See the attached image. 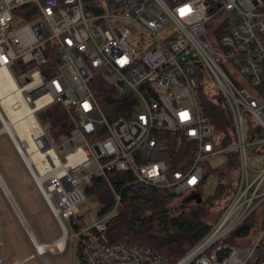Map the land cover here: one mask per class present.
Instances as JSON below:
<instances>
[{
    "label": "built area",
    "instance_id": "2783aa9c",
    "mask_svg": "<svg viewBox=\"0 0 264 264\" xmlns=\"http://www.w3.org/2000/svg\"><path fill=\"white\" fill-rule=\"evenodd\" d=\"M25 4L35 7V19L16 12ZM54 52L59 64L46 76L41 65ZM1 68L19 87L32 131L29 141L10 132L4 120L13 123L0 103V134L12 142L60 228L56 239L65 237L74 259L80 244L85 264H264V163L247 165L248 147L264 153V0H0ZM201 71L225 100L229 145L220 144L203 118ZM97 76L123 98L124 115L109 117L101 109L91 89ZM54 102L71 123L69 134L56 138L38 117ZM162 131L181 135L185 144L186 157L174 160L178 168L170 167ZM231 151L238 158L235 188L208 233L177 261L152 246L108 239L106 222L120 202L109 172H125L126 185L143 197L155 188L183 197L201 190L204 164ZM32 154L41 157L43 171ZM93 176L104 178L114 203L86 224L75 217ZM258 210L259 228L251 233ZM247 219L249 232L235 235ZM232 233L237 245L223 241ZM34 239L29 236L31 257L40 256ZM2 250L0 240V264Z\"/></svg>",
    "mask_w": 264,
    "mask_h": 264
},
{
    "label": "trees",
    "instance_id": "16d2710c",
    "mask_svg": "<svg viewBox=\"0 0 264 264\" xmlns=\"http://www.w3.org/2000/svg\"><path fill=\"white\" fill-rule=\"evenodd\" d=\"M26 10H31V12L26 13ZM16 12L26 21H31L37 16L35 7L31 4L18 7ZM58 64L56 52L47 54L46 63L41 65L43 74L46 76L53 74L54 68ZM91 89L96 101L107 116L124 115L123 98L117 95L113 86L109 85L106 80H102V76L94 78ZM197 91L203 118L212 125L221 145L231 144L233 142V127L223 96L220 92L216 96H212L201 78ZM38 117L52 138L69 134L71 123L67 112L59 102H54L42 109L38 113ZM160 135L165 138L169 147L170 167L178 168L174 160L184 159L187 154L181 135L169 131H162ZM224 169L237 172L238 158L235 151L227 153L224 163L220 166L213 167L204 164L203 181L211 173L216 174L219 180L213 193L206 198L202 197L200 203L191 200L182 201V197L165 188H155L149 197H143L126 185L129 177L125 172H109L107 175L120 195V202L116 211L106 222L108 239L111 242L152 246L167 257L171 263L177 261L210 230L213 222L209 223L205 220L208 213L207 208L212 205V200L225 190V185L220 178L221 171ZM235 180L228 188L229 194L221 209L235 188ZM85 192L97 197L100 203V208L97 211L98 217L105 214L114 203L110 188L101 176H93ZM75 219L81 220L82 217L78 215ZM249 227L250 219H247L235 229L234 234H247ZM75 259L79 264H85L80 244L76 248Z\"/></svg>",
    "mask_w": 264,
    "mask_h": 264
},
{
    "label": "rangeland",
    "instance_id": "374dc122",
    "mask_svg": "<svg viewBox=\"0 0 264 264\" xmlns=\"http://www.w3.org/2000/svg\"><path fill=\"white\" fill-rule=\"evenodd\" d=\"M212 37L213 35H210V38ZM199 75L207 84L210 94L216 96L219 90L210 76L202 71ZM240 81L241 85L245 86L252 94H257L253 86L248 85L243 79H240ZM19 83L22 84L23 81H19ZM247 120L245 117V124H247ZM0 128H2L1 123ZM223 163L224 159L222 158L216 160L212 165L213 167L220 166ZM263 163L264 153L254 151L252 147H248V167L250 169H258L262 167ZM221 172L220 178L223 185H225V190L216 199H213L212 205L207 208L208 213L205 220L209 223L216 220L229 194L228 188L232 186L237 174L235 170L231 171V169H224ZM0 176L19 210V214H17L0 187V240L3 242L4 257L9 259L10 262L13 258H19L23 260L22 264H75L74 256L69 247L65 248L62 252L47 249L44 256H33L26 259L27 256L33 254L34 247L33 243L29 240L28 230L22 225V219L28 222L29 231L40 242L45 244H49L59 237L61 231L56 220L45 205L33 180L23 166L12 142L4 133L0 134ZM218 180L217 175L213 173L206 177L201 185L203 198L213 193ZM84 197L85 203L81 206L80 212L83 221L86 224H91L99 218L97 211L100 208V203L94 194L84 192ZM260 219L261 214L258 210L256 215L257 222L254 225L255 227L251 229V233L256 232L259 228ZM234 240L232 233L223 241L237 245L239 241ZM240 243H248V240L240 241ZM10 262L4 260V264H9Z\"/></svg>",
    "mask_w": 264,
    "mask_h": 264
},
{
    "label": "bare ground",
    "instance_id": "6f19581e",
    "mask_svg": "<svg viewBox=\"0 0 264 264\" xmlns=\"http://www.w3.org/2000/svg\"><path fill=\"white\" fill-rule=\"evenodd\" d=\"M0 103L7 111L11 119V123H13L12 126L4 120L5 127L10 132H12V128H13L16 131V134L18 135L20 140L29 141L32 127L30 125L31 119L28 114V110H27L28 108L22 101L19 87L16 86L13 78L9 74L8 70L5 68L0 69ZM13 103H18L17 105L20 106L17 109H13L12 108ZM15 138L17 139V141H19L16 136ZM31 159L38 162V164H41V171L45 169V166L42 164L43 161L41 160V157L38 154H32ZM22 223L25 225V228L28 230V225L24 223L23 219H22ZM33 236L34 235L32 234L31 237ZM64 239L65 237L62 236L49 244L42 243L37 239H34V242L38 247L40 256L42 255L44 256L47 249L56 252H62L64 250Z\"/></svg>",
    "mask_w": 264,
    "mask_h": 264
},
{
    "label": "water",
    "instance_id": "95a60500",
    "mask_svg": "<svg viewBox=\"0 0 264 264\" xmlns=\"http://www.w3.org/2000/svg\"><path fill=\"white\" fill-rule=\"evenodd\" d=\"M0 186L2 188V190L4 191L5 195L7 196L8 200L10 201L13 209L16 211L17 214H19V210L16 207L14 201L12 200V197L4 183V181L2 180L1 176H0ZM194 201L195 203H200L202 201V191L201 190H196V191H192L187 195H184L182 197V201ZM28 235L31 236L32 233L29 231L28 229Z\"/></svg>",
    "mask_w": 264,
    "mask_h": 264
},
{
    "label": "crops",
    "instance_id": "0c3cea01",
    "mask_svg": "<svg viewBox=\"0 0 264 264\" xmlns=\"http://www.w3.org/2000/svg\"><path fill=\"white\" fill-rule=\"evenodd\" d=\"M23 166H24V165H23ZM26 222H27V221H26ZM27 223H28V222H27ZM36 239H37V238H36ZM37 240H38V239H37ZM2 243H3V242H2ZM2 251H3V250H2ZM31 255H32V254H30L29 256H27L26 259L31 258ZM3 256H4V255H3ZM4 260H6V262H7V261L10 262V260L7 259V258H5V257H4ZM24 260H25V259H24ZM15 261H16L17 263H19V264H22V262H23V260H20L19 258H13L9 264H13Z\"/></svg>",
    "mask_w": 264,
    "mask_h": 264
},
{
    "label": "snow or ice",
    "instance_id": "6c2138e0",
    "mask_svg": "<svg viewBox=\"0 0 264 264\" xmlns=\"http://www.w3.org/2000/svg\"><path fill=\"white\" fill-rule=\"evenodd\" d=\"M183 11V10H182Z\"/></svg>",
    "mask_w": 264,
    "mask_h": 264
}]
</instances>
